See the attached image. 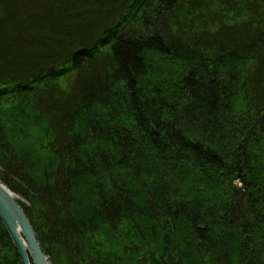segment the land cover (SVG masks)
Returning <instances> with one entry per match:
<instances>
[{
    "label": "trees",
    "instance_id": "obj_1",
    "mask_svg": "<svg viewBox=\"0 0 264 264\" xmlns=\"http://www.w3.org/2000/svg\"><path fill=\"white\" fill-rule=\"evenodd\" d=\"M0 181L51 264H264V0H0Z\"/></svg>",
    "mask_w": 264,
    "mask_h": 264
},
{
    "label": "water",
    "instance_id": "obj_2",
    "mask_svg": "<svg viewBox=\"0 0 264 264\" xmlns=\"http://www.w3.org/2000/svg\"><path fill=\"white\" fill-rule=\"evenodd\" d=\"M0 223L6 230L21 264H51L17 196L0 181Z\"/></svg>",
    "mask_w": 264,
    "mask_h": 264
},
{
    "label": "bare ground",
    "instance_id": "obj_3",
    "mask_svg": "<svg viewBox=\"0 0 264 264\" xmlns=\"http://www.w3.org/2000/svg\"><path fill=\"white\" fill-rule=\"evenodd\" d=\"M11 191V190H10Z\"/></svg>",
    "mask_w": 264,
    "mask_h": 264
},
{
    "label": "rangeland",
    "instance_id": "obj_4",
    "mask_svg": "<svg viewBox=\"0 0 264 264\" xmlns=\"http://www.w3.org/2000/svg\"><path fill=\"white\" fill-rule=\"evenodd\" d=\"M18 198V197H17Z\"/></svg>",
    "mask_w": 264,
    "mask_h": 264
}]
</instances>
